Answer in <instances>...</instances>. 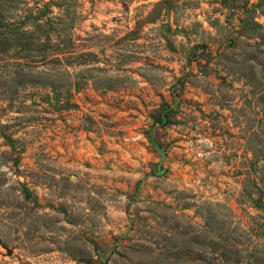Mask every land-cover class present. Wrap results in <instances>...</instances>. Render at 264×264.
<instances>
[{
  "label": "rangeland",
  "instance_id": "obj_1",
  "mask_svg": "<svg viewBox=\"0 0 264 264\" xmlns=\"http://www.w3.org/2000/svg\"><path fill=\"white\" fill-rule=\"evenodd\" d=\"M0 264H264V0H0Z\"/></svg>",
  "mask_w": 264,
  "mask_h": 264
}]
</instances>
